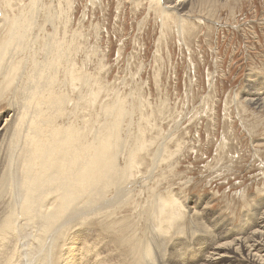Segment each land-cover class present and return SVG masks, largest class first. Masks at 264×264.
I'll return each instance as SVG.
<instances>
[{
  "label": "bare ground",
  "instance_id": "6f19581e",
  "mask_svg": "<svg viewBox=\"0 0 264 264\" xmlns=\"http://www.w3.org/2000/svg\"><path fill=\"white\" fill-rule=\"evenodd\" d=\"M24 2L0 0V102L8 98L9 86L15 83L11 78L20 75L19 71L25 72V62L32 65L23 84L26 95L22 91L18 95L22 107L9 105L12 111L5 118L0 117V264H264V188L258 191L260 198L248 206V212L236 218V224L222 217L219 209L214 212L209 200L189 198L187 182H174L177 177L164 169L174 157L168 155L171 159L165 161L164 145L159 147L156 158L152 157L155 160L151 158L150 167L144 161L148 157L145 151V156L140 153L147 146L141 136L136 137L139 144L135 142L134 153L129 155V149V153L121 152L119 132L123 131L122 118L127 116L121 108L123 113L113 109L112 121L99 131L94 130L95 134L93 128L87 130L83 125L78 128L85 124L86 108L82 104L87 75H81L82 72L79 75L75 62L71 66L72 62L67 61L70 69L64 75L66 83L63 81L67 94L59 86L62 95L50 88L43 90L61 78L57 68L62 66V56L55 62L56 68L53 60L37 61L35 49L40 38L39 35L34 38V33L37 30L46 33L45 25L53 24V16L49 14L50 21L39 25L38 6L43 0H29L26 6L18 7ZM157 2L164 9L169 8L165 10L167 15L176 12L181 16L179 8L185 9L197 0ZM68 13L65 10L57 18L59 25H51L53 33L45 37L58 44L56 29L60 31L63 18L65 40L70 22ZM186 15L176 18L177 23L186 22L189 19ZM73 45V40L62 43L68 53L76 51ZM42 64L50 69V76L49 69L46 70L48 82L43 81L45 75L39 69ZM77 91L80 96H76ZM72 95L80 103L74 104L75 108L68 113L64 105L72 107ZM243 100L247 106L264 113V88L253 94L245 93ZM65 119L68 123L62 124ZM145 165L148 168L142 171ZM167 177L173 180L169 184Z\"/></svg>",
  "mask_w": 264,
  "mask_h": 264
},
{
  "label": "rangeland",
  "instance_id": "374dc122",
  "mask_svg": "<svg viewBox=\"0 0 264 264\" xmlns=\"http://www.w3.org/2000/svg\"><path fill=\"white\" fill-rule=\"evenodd\" d=\"M19 1H25L18 6L24 7L29 0ZM157 1L68 0L67 3V0H43L38 6L39 25L44 26L45 20L53 16L51 25L56 27L54 23L59 25L57 18L64 15L65 10L70 17L65 40L63 18L61 32L57 25L58 44L53 38V42L47 38L53 33L49 23L45 25L46 33L40 30L34 33V38L38 35L40 38L35 49L38 62L53 60L51 63L56 68L55 62L62 56V66L57 68L58 78H61L43 90L50 88L56 94L60 91L67 94L64 75L67 76L70 69L68 62H72L71 66L75 62L77 73L87 75L88 80L84 85L86 100L82 104L86 108L85 124L78 128L81 125L87 130L93 128L95 134L112 121L111 111L121 108L127 114L122 118L123 131L119 132L123 144L121 152L124 150L125 154L129 149V155L134 153L133 148L139 144L136 137L141 136L140 140L147 146L140 153L148 156L144 161L149 162L150 167V162L159 154V147L164 145L165 161L168 155L174 157L168 159L169 164L164 168L177 177L174 182H187L189 198L198 196L209 200L214 212L219 209L222 217L237 224L236 220L259 200L258 191L264 188V113L247 106L243 100L245 93L253 94L264 88V0H205V4L197 0L185 9L179 8V12L189 18L181 25L176 18L183 14L170 12L167 15L165 10L169 8L164 9ZM1 16L0 12V19ZM45 40L47 47L43 44ZM61 40L67 43L73 40L76 51L65 52ZM20 56L18 59H23ZM26 64L25 72L19 71L20 75L11 78L15 83L12 81L14 84L9 86L8 98L0 102V117L5 118L12 111L9 105L22 107L18 95L22 94L32 67ZM39 69L44 72L43 81L48 82L50 69L43 64ZM78 91L76 96H80ZM79 103L72 95V107L64 106L70 113L74 104ZM64 121L62 124L68 123V119ZM125 143L131 146L128 148ZM148 165L142 166V171L147 170ZM170 179L167 177L168 184Z\"/></svg>",
  "mask_w": 264,
  "mask_h": 264
}]
</instances>
